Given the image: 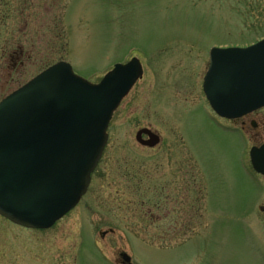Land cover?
I'll list each match as a JSON object with an SVG mask.
<instances>
[{"label":"rangeland","instance_id":"obj_1","mask_svg":"<svg viewBox=\"0 0 264 264\" xmlns=\"http://www.w3.org/2000/svg\"><path fill=\"white\" fill-rule=\"evenodd\" d=\"M55 1L0 0V101L57 62L95 84L135 57L143 76L75 209L45 231L0 218V264H120L121 253L132 264H264V179L249 160L264 135L226 131L203 93L211 48L264 37V0ZM142 128L160 144L141 147Z\"/></svg>","mask_w":264,"mask_h":264},{"label":"water","instance_id":"obj_2","mask_svg":"<svg viewBox=\"0 0 264 264\" xmlns=\"http://www.w3.org/2000/svg\"><path fill=\"white\" fill-rule=\"evenodd\" d=\"M142 75L132 58L92 84L60 62L3 99L0 215L25 228L48 229L75 208L103 154L113 113ZM203 93L220 118L263 108L264 39L246 48H212ZM135 139L148 148L160 142L147 129ZM250 162L264 175V145L251 149Z\"/></svg>","mask_w":264,"mask_h":264},{"label":"flooded vegetation","instance_id":"obj_3","mask_svg":"<svg viewBox=\"0 0 264 264\" xmlns=\"http://www.w3.org/2000/svg\"><path fill=\"white\" fill-rule=\"evenodd\" d=\"M25 4H31V0H21ZM44 2L49 3H55V0H43ZM8 1H5V4H8ZM51 6V5H50ZM24 11L22 10V15ZM25 52L22 51V47L18 46L16 50L11 51V53L8 55L9 60L11 61V70H14L13 72L19 73L20 70L24 69L25 67V62L23 61L25 58ZM12 72V73H13ZM11 73V74H12ZM10 74V75H11ZM12 76V75H11ZM225 122L226 126L225 130L229 131L230 133L237 134L241 136V140L246 139L249 133L256 139H260L262 135H264V108L256 110L254 112H251L239 119H234V120H226V119H221ZM264 144V141L260 143L259 145H256V147H260L261 145ZM257 177L263 178L264 176L257 174ZM259 210L264 213V206H261ZM1 218V217H0ZM5 222L11 224L9 221L5 220L2 218ZM13 225V224H11ZM120 263V261H119Z\"/></svg>","mask_w":264,"mask_h":264},{"label":"trees","instance_id":"obj_4","mask_svg":"<svg viewBox=\"0 0 264 264\" xmlns=\"http://www.w3.org/2000/svg\"><path fill=\"white\" fill-rule=\"evenodd\" d=\"M127 172H129V171H127ZM134 174V173H133ZM130 176V175H129ZM131 177V176H130ZM132 178H134L135 180H138V178H137V176L136 175H134ZM139 181V180H138Z\"/></svg>","mask_w":264,"mask_h":264}]
</instances>
